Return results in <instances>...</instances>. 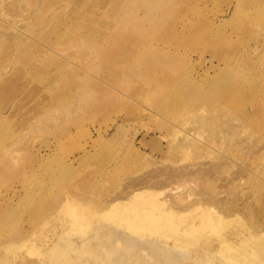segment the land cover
Segmentation results:
<instances>
[{"label":"rangeland","instance_id":"rangeland-1","mask_svg":"<svg viewBox=\"0 0 264 264\" xmlns=\"http://www.w3.org/2000/svg\"><path fill=\"white\" fill-rule=\"evenodd\" d=\"M169 167L198 180L165 194L228 198L209 202L227 236L264 231V0H0V264H42L45 236L65 250L74 232L63 210L97 219ZM88 234L73 248L115 240L104 223ZM118 235L109 264H159L153 243Z\"/></svg>","mask_w":264,"mask_h":264},{"label":"bare ground","instance_id":"bare-ground-1","mask_svg":"<svg viewBox=\"0 0 264 264\" xmlns=\"http://www.w3.org/2000/svg\"><path fill=\"white\" fill-rule=\"evenodd\" d=\"M176 133H178V131H176ZM160 134L163 136L164 133L160 132ZM165 135L163 137H165ZM151 141L152 143L155 142L154 140ZM182 141L183 143L186 141V143L183 144L181 141L178 142L182 143L185 147L194 143V141L190 140ZM149 142L150 141L144 142V144L150 145ZM176 143L177 141L172 144L177 145L178 143ZM162 148L163 145L159 142L157 149L161 151ZM147 161H149V159ZM170 168L171 167L168 169L156 168V171L153 172L154 174L151 173L152 175L156 173L162 177V180L158 182L150 181L149 179L145 180V175L147 176L148 173L144 176L142 175L143 178L141 179L138 177L139 180H137V178L135 180L133 179L134 182L131 180L132 183L130 182V185L127 183V186H125V193L122 198L118 197V199L109 203L104 213L99 215L97 219H95L93 215L85 214L84 211L80 209H71L68 207L63 210L59 220L64 223H71L74 231L71 232L72 236L74 234L78 235L80 238L85 235L89 236V230L94 224L104 223L106 227L112 228L111 238L115 240L113 243L109 244L108 248L103 247V251L100 252L91 248H86L83 245L81 248H73L74 242L70 240L72 236L64 235L60 237V240L66 241L68 246L71 244V247L66 245L67 247L63 250L57 246L48 247L52 240V237L48 234L41 241L39 245L40 249L38 248L42 257V264H45L47 258L53 264H91L88 260L89 258H93L95 262L97 261L99 264H109L112 256L116 254V251L121 247L120 236H116L119 231H126L128 233L127 236L132 240L142 243H153L154 245L150 247L152 254L144 253L145 256H148L146 259L150 260V262L158 261L159 264H264V231L257 233L258 237L254 239L255 241H252L253 243L251 240L255 234L252 233L245 235L246 233L243 234L238 230L227 236V232L221 230L225 223H230L231 218L230 216L225 217L222 215L223 213L221 214L220 211H218L220 206H215L213 205L214 203L212 204L213 206L210 205L211 203L209 202L211 200L206 203L207 198L205 196L207 195L203 196L205 201L201 199L203 197H200V199H198V197L192 199L191 193L187 188L183 189L185 193L181 191V188H183L181 185L179 190L182 193H180L178 189L176 190L177 192L174 191L170 194L164 193V188L168 187V184L171 187L172 185H176L177 188L179 184H181L180 182H186L184 184L188 185L191 179L194 180L198 178L192 177L194 176L192 173L196 170H190L188 168L189 170L187 172L185 171L186 167H179L181 170L175 169L176 167H174V169ZM182 168L184 170H182ZM209 170V168H198L199 174L203 178L209 174ZM151 174H149V176ZM233 176L232 177L235 179V175ZM196 179L194 181L198 180ZM171 180L176 181H173L174 184L172 182L171 185L169 183ZM177 181L179 184H176L178 183ZM229 181L227 180V182ZM193 182L191 181L189 183L192 184ZM227 182L223 184V187H225ZM221 185L220 183V187ZM171 187L170 189L173 190ZM217 192L219 196L223 194L219 191ZM224 193H226V189ZM161 195H163V197H161ZM214 195H216V193L213 194V196ZM219 196H217V198H214V196V201L211 202H215L216 204L217 201H220L218 200L221 198ZM222 197L221 199L224 201V196L222 195ZM215 199L217 200L215 201ZM222 200L221 203L223 202ZM227 200L228 198L225 201ZM225 201L224 205L229 203ZM218 203L217 205H219ZM207 205L210 206L207 207ZM224 205L222 207L221 204L220 208H225ZM214 206L217 209H215ZM231 206L230 204L228 207L231 208ZM229 208L226 209L227 212ZM224 210L225 209L221 210V212ZM231 210L232 208L230 211ZM235 211H237L236 208ZM229 213L230 212L227 214H232ZM235 213L237 214V212ZM231 217L234 216L231 215ZM56 232L57 230L52 231L54 236H56ZM40 237L43 238L41 235ZM38 239L40 238L38 237ZM157 245L160 249H155ZM125 250L127 253H130L132 247H126ZM70 251L77 255L78 261L73 260L72 256L71 262L67 260ZM134 256L135 257L129 256L125 262L127 264H144V261H146L140 254H135ZM84 258L86 260H84Z\"/></svg>","mask_w":264,"mask_h":264},{"label":"crops","instance_id":"crops-1","mask_svg":"<svg viewBox=\"0 0 264 264\" xmlns=\"http://www.w3.org/2000/svg\"><path fill=\"white\" fill-rule=\"evenodd\" d=\"M158 144H159V142L158 141H155L154 143H150V146H151V148H153V149H157L158 148Z\"/></svg>","mask_w":264,"mask_h":264}]
</instances>
